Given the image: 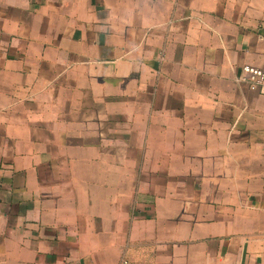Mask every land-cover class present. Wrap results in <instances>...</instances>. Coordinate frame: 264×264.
<instances>
[{
    "label": "crops",
    "instance_id": "0c3cea01",
    "mask_svg": "<svg viewBox=\"0 0 264 264\" xmlns=\"http://www.w3.org/2000/svg\"><path fill=\"white\" fill-rule=\"evenodd\" d=\"M245 65L264 0H0V264H264Z\"/></svg>",
    "mask_w": 264,
    "mask_h": 264
},
{
    "label": "built area",
    "instance_id": "2783aa9c",
    "mask_svg": "<svg viewBox=\"0 0 264 264\" xmlns=\"http://www.w3.org/2000/svg\"><path fill=\"white\" fill-rule=\"evenodd\" d=\"M245 75V81L252 89L263 90L264 86V70L258 66L245 65L242 67Z\"/></svg>",
    "mask_w": 264,
    "mask_h": 264
}]
</instances>
